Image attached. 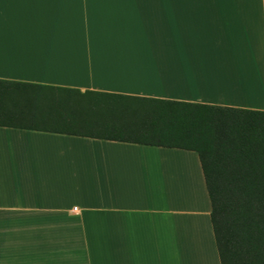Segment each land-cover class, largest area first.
<instances>
[{"label": "crops", "instance_id": "crops-1", "mask_svg": "<svg viewBox=\"0 0 264 264\" xmlns=\"http://www.w3.org/2000/svg\"><path fill=\"white\" fill-rule=\"evenodd\" d=\"M0 81L123 102L127 139L155 101L264 111V0H0ZM80 134L0 126V264H220L194 151Z\"/></svg>", "mask_w": 264, "mask_h": 264}, {"label": "trees", "instance_id": "trees-1", "mask_svg": "<svg viewBox=\"0 0 264 264\" xmlns=\"http://www.w3.org/2000/svg\"><path fill=\"white\" fill-rule=\"evenodd\" d=\"M80 96L71 100L0 81V126L81 135L86 123L98 131L87 137L194 151L220 264H264V111L155 101L143 115L142 134L127 139L117 130L128 115L123 102ZM99 113L109 124L92 130L90 119Z\"/></svg>", "mask_w": 264, "mask_h": 264}, {"label": "built area", "instance_id": "built-area-1", "mask_svg": "<svg viewBox=\"0 0 264 264\" xmlns=\"http://www.w3.org/2000/svg\"><path fill=\"white\" fill-rule=\"evenodd\" d=\"M74 211H76V208H73Z\"/></svg>", "mask_w": 264, "mask_h": 264}]
</instances>
